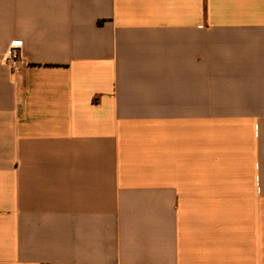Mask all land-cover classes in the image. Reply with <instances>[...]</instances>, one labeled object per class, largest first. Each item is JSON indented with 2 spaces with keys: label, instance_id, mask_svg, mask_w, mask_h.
I'll list each match as a JSON object with an SVG mask.
<instances>
[{
  "label": "crops",
  "instance_id": "0c3cea01",
  "mask_svg": "<svg viewBox=\"0 0 264 264\" xmlns=\"http://www.w3.org/2000/svg\"><path fill=\"white\" fill-rule=\"evenodd\" d=\"M0 264H264V0H0Z\"/></svg>",
  "mask_w": 264,
  "mask_h": 264
},
{
  "label": "built area",
  "instance_id": "2783aa9c",
  "mask_svg": "<svg viewBox=\"0 0 264 264\" xmlns=\"http://www.w3.org/2000/svg\"><path fill=\"white\" fill-rule=\"evenodd\" d=\"M21 42L15 41L12 42L6 52V62H9L13 65L19 58V50L21 47Z\"/></svg>",
  "mask_w": 264,
  "mask_h": 264
}]
</instances>
